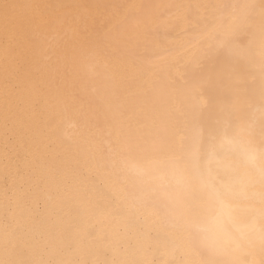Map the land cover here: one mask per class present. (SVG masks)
Wrapping results in <instances>:
<instances>
[{
    "label": "bare ground",
    "instance_id": "1",
    "mask_svg": "<svg viewBox=\"0 0 264 264\" xmlns=\"http://www.w3.org/2000/svg\"><path fill=\"white\" fill-rule=\"evenodd\" d=\"M261 151L264 0H0V264H264Z\"/></svg>",
    "mask_w": 264,
    "mask_h": 264
},
{
    "label": "snow or ice",
    "instance_id": "2",
    "mask_svg": "<svg viewBox=\"0 0 264 264\" xmlns=\"http://www.w3.org/2000/svg\"><path fill=\"white\" fill-rule=\"evenodd\" d=\"M225 138L227 139V133H225ZM229 142H232L231 140H229ZM245 152H251L253 153V158H255V150L254 149H250V148H246ZM259 160H260V178H261V184L262 186H264V151H261L259 154Z\"/></svg>",
    "mask_w": 264,
    "mask_h": 264
}]
</instances>
